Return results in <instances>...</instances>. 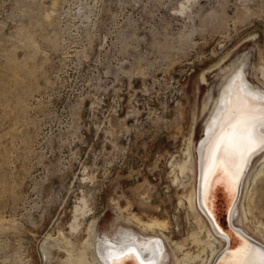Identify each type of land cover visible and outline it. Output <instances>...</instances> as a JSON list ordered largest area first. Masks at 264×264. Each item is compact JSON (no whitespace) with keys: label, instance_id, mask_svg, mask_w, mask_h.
Here are the masks:
<instances>
[{"label":"rangeland","instance_id":"rangeland-1","mask_svg":"<svg viewBox=\"0 0 264 264\" xmlns=\"http://www.w3.org/2000/svg\"><path fill=\"white\" fill-rule=\"evenodd\" d=\"M244 53L253 82L264 0H0V264H46L49 233L79 248L92 219L108 227L120 210L168 221L202 264L189 177L173 164L194 124L202 135L216 73ZM249 189L264 230V166Z\"/></svg>","mask_w":264,"mask_h":264},{"label":"bare ground","instance_id":"bare-ground-1","mask_svg":"<svg viewBox=\"0 0 264 264\" xmlns=\"http://www.w3.org/2000/svg\"><path fill=\"white\" fill-rule=\"evenodd\" d=\"M248 59V55L244 53L216 73L217 82L208 88L200 111L204 115L202 135L195 141L194 124L185 148V158L173 164L180 174L189 177L190 188L183 193V197L188 202L197 230H194L193 234L187 235L193 243L203 246L205 258L202 264H213L225 247L226 239L215 232L199 207L198 187L201 175H204L205 178L217 167L230 177L237 173L242 160L240 153L232 161L226 163L219 151H216L215 156L213 155L215 145L226 130L228 123L238 112L256 114L258 109L264 106V100L261 99L264 98V71L260 65L255 66L256 80L250 81L247 78ZM200 73H202L201 79L206 80L203 72ZM260 128L261 126L257 125L258 132ZM239 147L243 156L248 154V146L245 143L242 142ZM247 158L248 165L242 176L239 194L230 211L229 218L233 226L264 246V230L257 225L252 228L247 212V202L245 203L250 192V182L252 183L258 170L264 166V146L255 147ZM221 177L222 175L219 176V179ZM180 198L178 197V199ZM84 205H75L74 221L70 226L73 231L80 226L78 220L85 214ZM119 209L117 210L119 211ZM121 212L122 210H120ZM120 213L113 214L115 217L108 227L104 226L101 220L92 219L86 229V239L79 248H76L65 236L56 239L49 233L42 243L46 264H141V262L143 264H188L189 260L184 255L182 241L181 245H177L165 234L169 232L168 221L151 217L145 223L134 215L123 216ZM202 232L205 233L204 238L201 237ZM245 244L243 243V245ZM247 246L254 249L256 253L260 252L257 248L248 244ZM53 250L63 251L65 257L58 258V255H54ZM237 250L224 252L216 264H233Z\"/></svg>","mask_w":264,"mask_h":264},{"label":"water","instance_id":"water-1","mask_svg":"<svg viewBox=\"0 0 264 264\" xmlns=\"http://www.w3.org/2000/svg\"><path fill=\"white\" fill-rule=\"evenodd\" d=\"M253 151L248 152V154L246 153L247 155L244 154L243 159L240 162L242 165V171L239 172L238 180L235 179L236 174L233 177H230L219 167L206 176L207 181L205 179L206 177L204 178V175H201L198 187L199 207L208 218L210 225L215 232L226 239L225 247L218 254L213 264H216L224 252H234L240 248L243 243L259 249L260 252H264V246L260 242L249 237L233 226L229 218L230 211L239 194L242 176L248 165L247 157ZM220 175H222V177L219 179Z\"/></svg>","mask_w":264,"mask_h":264},{"label":"snow or ice","instance_id":"snow-or-ice-1","mask_svg":"<svg viewBox=\"0 0 264 264\" xmlns=\"http://www.w3.org/2000/svg\"><path fill=\"white\" fill-rule=\"evenodd\" d=\"M264 100V98H261ZM257 125H260V131H257ZM245 143L249 152L255 147L264 146V106L258 109L256 114L240 111L228 123L226 130L221 135L215 145L213 155L216 151L221 153L224 161H232L238 153L243 159V153L240 152V144ZM239 171H242V165L238 166L235 179H239ZM207 181V177L205 178ZM234 182V181H233ZM236 259L233 264H264V252L256 253L250 249L247 244L243 245L235 253ZM143 264V262H141Z\"/></svg>","mask_w":264,"mask_h":264}]
</instances>
